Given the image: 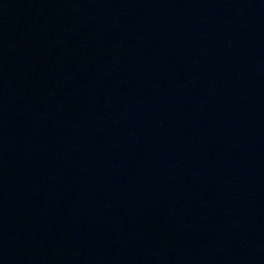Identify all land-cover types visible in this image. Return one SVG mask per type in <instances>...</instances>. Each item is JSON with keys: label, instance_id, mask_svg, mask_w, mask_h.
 <instances>
[{"label": "water", "instance_id": "obj_1", "mask_svg": "<svg viewBox=\"0 0 264 264\" xmlns=\"http://www.w3.org/2000/svg\"><path fill=\"white\" fill-rule=\"evenodd\" d=\"M0 264H264V0H0Z\"/></svg>", "mask_w": 264, "mask_h": 264}]
</instances>
